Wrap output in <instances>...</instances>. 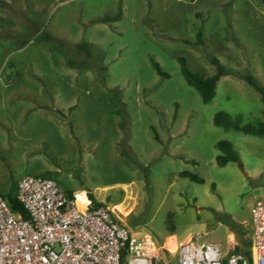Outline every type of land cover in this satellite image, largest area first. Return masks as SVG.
Wrapping results in <instances>:
<instances>
[{
  "label": "rangeland",
  "instance_id": "obj_1",
  "mask_svg": "<svg viewBox=\"0 0 264 264\" xmlns=\"http://www.w3.org/2000/svg\"><path fill=\"white\" fill-rule=\"evenodd\" d=\"M179 57L201 75L216 72L212 57L224 67L210 101ZM247 74L264 86L260 0H0V192L47 174L174 254L216 210L264 194V136L214 123L219 111L262 119ZM219 140L238 162L217 164Z\"/></svg>",
  "mask_w": 264,
  "mask_h": 264
},
{
  "label": "built area",
  "instance_id": "obj_2",
  "mask_svg": "<svg viewBox=\"0 0 264 264\" xmlns=\"http://www.w3.org/2000/svg\"><path fill=\"white\" fill-rule=\"evenodd\" d=\"M16 197L28 217L15 213L0 192V264H223L220 248L199 235L175 244L174 254L149 234H132L113 211L84 193L70 196L49 177L26 175ZM254 261L239 254L226 264H264V202L251 208Z\"/></svg>",
  "mask_w": 264,
  "mask_h": 264
},
{
  "label": "trees",
  "instance_id": "obj_3",
  "mask_svg": "<svg viewBox=\"0 0 264 264\" xmlns=\"http://www.w3.org/2000/svg\"><path fill=\"white\" fill-rule=\"evenodd\" d=\"M264 4V0H260ZM119 15V14H118ZM117 15V16H118ZM109 19L103 18L101 20ZM201 31H198V42H201ZM88 44L87 43H79L77 47L80 50L86 49L88 50ZM179 60L181 62V70L182 73L191 86H193L201 95L203 102L210 101L214 94H215V87L217 84V81L219 78L226 74V71L224 67L219 63V60L216 57L211 58V62L216 65V72L211 75H201L199 73H194L190 71L186 65L185 59L183 57H179ZM153 65L156 69V71L162 75V76H168L167 72H165L160 64L153 60ZM246 80L253 86V88L260 94L261 99L264 101V86L259 84L256 79L251 74H247L245 76ZM214 123L218 126H223L225 128H234L236 130H240L246 134H252L256 136H264V109L262 111V119L256 121L255 123H241L240 118H231L228 114L224 112H217L214 116ZM157 137V136H156ZM217 147L221 150V154L216 156V162L219 165H224L227 162H238L239 157L238 154L234 151L233 146L231 142L227 140H219L217 142ZM183 174L187 177H190L192 181H202V179H199V177L195 173H190L188 171H184ZM43 176H47V174H44ZM14 191L2 196L7 200L10 208L17 214H20L23 218H27L28 214L26 209L23 207L22 203L17 199L16 197V190L17 186L14 187ZM70 196L73 195L71 191L68 193ZM88 196L91 200L92 205L98 206L103 205L101 202L97 201L95 196L89 192ZM232 225L231 223H229ZM170 231H174L173 228L170 229Z\"/></svg>",
  "mask_w": 264,
  "mask_h": 264
},
{
  "label": "crops",
  "instance_id": "obj_4",
  "mask_svg": "<svg viewBox=\"0 0 264 264\" xmlns=\"http://www.w3.org/2000/svg\"><path fill=\"white\" fill-rule=\"evenodd\" d=\"M262 190L260 185L253 187L250 202L242 210H230L224 215L219 213L220 209L216 210L214 224H210L208 228L202 225L200 232L194 235H199V240L202 242L217 244L221 251L223 264H226L229 257L234 254L241 255L248 263L254 261L250 215L251 208L264 199ZM191 234L192 232L185 233L180 242L191 239ZM173 235L177 240L175 230Z\"/></svg>",
  "mask_w": 264,
  "mask_h": 264
},
{
  "label": "bare ground",
  "instance_id": "obj_5",
  "mask_svg": "<svg viewBox=\"0 0 264 264\" xmlns=\"http://www.w3.org/2000/svg\"><path fill=\"white\" fill-rule=\"evenodd\" d=\"M78 199H79V197H78ZM82 201H85V200H81V199H79V205L82 207ZM118 206V205H117ZM121 207V206H120Z\"/></svg>",
  "mask_w": 264,
  "mask_h": 264
}]
</instances>
